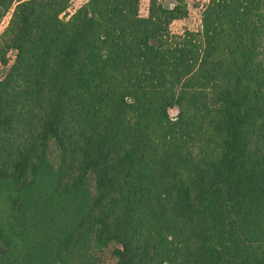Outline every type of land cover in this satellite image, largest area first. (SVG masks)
Masks as SVG:
<instances>
[{
	"label": "trees",
	"instance_id": "1",
	"mask_svg": "<svg viewBox=\"0 0 264 264\" xmlns=\"http://www.w3.org/2000/svg\"><path fill=\"white\" fill-rule=\"evenodd\" d=\"M69 6L0 0V264H264V0Z\"/></svg>",
	"mask_w": 264,
	"mask_h": 264
},
{
	"label": "rangeland",
	"instance_id": "2",
	"mask_svg": "<svg viewBox=\"0 0 264 264\" xmlns=\"http://www.w3.org/2000/svg\"><path fill=\"white\" fill-rule=\"evenodd\" d=\"M89 0H70V6L68 11L61 15L62 20H69L72 15L76 13L83 5H85ZM209 0H158V2L165 8H171L174 5H179L180 7H186L187 15L184 19L176 20L170 25V30L173 34H182L185 31H199L201 27V13L202 7L208 3ZM151 7V0H140V16L147 18L149 16ZM11 16L8 15L0 23V38L4 31L6 30ZM10 65L15 59V53H10ZM178 110L173 109L170 111L171 117L175 118ZM55 158V154L52 155ZM114 247L108 248L102 253L98 254L100 259V264H115L116 259L113 256Z\"/></svg>",
	"mask_w": 264,
	"mask_h": 264
},
{
	"label": "built area",
	"instance_id": "3",
	"mask_svg": "<svg viewBox=\"0 0 264 264\" xmlns=\"http://www.w3.org/2000/svg\"><path fill=\"white\" fill-rule=\"evenodd\" d=\"M209 2V1H208ZM203 8H204V6L202 7V11H203Z\"/></svg>",
	"mask_w": 264,
	"mask_h": 264
}]
</instances>
